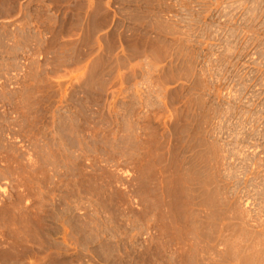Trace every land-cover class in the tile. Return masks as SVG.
Here are the masks:
<instances>
[{"label": "rangeland", "instance_id": "rangeland-1", "mask_svg": "<svg viewBox=\"0 0 264 264\" xmlns=\"http://www.w3.org/2000/svg\"><path fill=\"white\" fill-rule=\"evenodd\" d=\"M0 264H264V0H0Z\"/></svg>", "mask_w": 264, "mask_h": 264}]
</instances>
